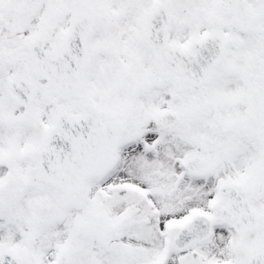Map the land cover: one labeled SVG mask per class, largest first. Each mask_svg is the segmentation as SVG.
Here are the masks:
<instances>
[{"label": "snow or ice", "instance_id": "6c2138e0", "mask_svg": "<svg viewBox=\"0 0 264 264\" xmlns=\"http://www.w3.org/2000/svg\"><path fill=\"white\" fill-rule=\"evenodd\" d=\"M0 264H264V0H0Z\"/></svg>", "mask_w": 264, "mask_h": 264}]
</instances>
